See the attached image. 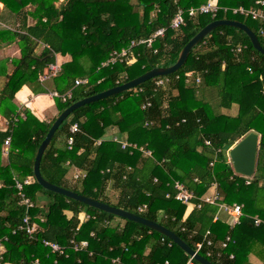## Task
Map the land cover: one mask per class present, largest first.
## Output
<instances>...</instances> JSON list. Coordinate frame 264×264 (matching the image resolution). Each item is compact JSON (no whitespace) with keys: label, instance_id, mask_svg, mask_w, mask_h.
Instances as JSON below:
<instances>
[{"label":"trees","instance_id":"16d2710c","mask_svg":"<svg viewBox=\"0 0 264 264\" xmlns=\"http://www.w3.org/2000/svg\"><path fill=\"white\" fill-rule=\"evenodd\" d=\"M207 1L63 0L56 5L59 0H0V45L18 40L21 47L20 58L11 61V73L9 60L0 62V77L5 80L0 89V116L9 121L8 128L0 130V239L6 250L2 263L32 264L38 259L40 264H186L189 256L161 234L44 190L36 181L23 189L35 204L30 214L39 227L29 237L16 230L25 208L20 205L14 177L34 179L37 150L56 118L72 103L122 85L152 68L174 65L185 45L211 22H243L264 48L259 21L222 10L250 8L257 0H218L221 10L215 17L186 16L179 30L170 29L178 7L187 11ZM109 4L113 9L103 15L102 7ZM29 17L33 25H28ZM160 28L166 29L165 36L156 40L152 49L139 47L133 64L117 62L101 67L113 51ZM41 44L49 48L37 53ZM57 54L69 56L70 61L51 79L50 90L59 95L70 91L71 99L64 103L56 98L58 114L49 122L28 108L19 113L16 93L24 85L35 93L45 92L39 76L55 63ZM167 78L162 87L155 88L152 79L74 111L42 157V176L59 187L160 223L193 249L208 233L212 245L204 242L199 253L213 264H251L250 255L264 264V224L256 226L251 218L264 220V55L254 49L244 32L224 26L204 38L186 64ZM76 79H88V83L75 86ZM140 89L144 93H138ZM147 103L151 106L143 109ZM74 124L80 133L74 135L72 148L67 143L56 147L62 136L67 141ZM109 127H117L137 148L122 149L120 144L105 140ZM252 132L260 141L256 171L247 184L228 163L227 151ZM7 137L12 142L8 161L2 165ZM205 140L212 147L205 146ZM140 148L151 151L152 157ZM70 167L85 171L86 178L69 179ZM175 182L184 183L198 197L216 184L222 202L243 205L240 224L231 227L227 219L214 222L216 206L197 208V200L189 205L176 200ZM39 196L46 201L42 203ZM143 206L146 209L140 212ZM228 237L232 241L223 248ZM43 240L59 243L64 254L52 253ZM71 240L88 241V247L74 251Z\"/></svg>","mask_w":264,"mask_h":264},{"label":"built area","instance_id":"2783aa9c","mask_svg":"<svg viewBox=\"0 0 264 264\" xmlns=\"http://www.w3.org/2000/svg\"><path fill=\"white\" fill-rule=\"evenodd\" d=\"M173 1L175 4H178V2H179V0H173ZM263 7H264V1L263 0H257L255 2L254 7L245 8L243 6H240V7H236V8H230V9L223 8L222 10L224 12H231L233 15L242 16L246 19L250 18L252 20L259 21L262 24V26L260 27V30H259V34L264 36V11L262 9ZM220 10H221V8L219 6H217V4L214 2V0H208V2L206 4L199 6L197 8L192 7L190 9H188L187 11L182 10L180 7H178L176 14L174 15L173 19L171 20L170 29L175 30V31L179 30L183 25H185L186 16L192 18V17H195L196 15H200V14H209L212 17H215ZM165 32H166L165 28H160L156 32H154L152 35H150L149 37H143V38H139V39L130 40L129 43L125 47H123L122 49H120L118 51L117 50L113 51L110 54L108 60H106L105 62H103L101 64V67H103V68L108 67V66H111L117 62L118 63L126 62L127 64H133L134 62H136L137 57L139 56V54H138L139 52H137V49L139 47H142L145 49H152L156 40H158L159 38H163L165 36ZM40 46L42 47V49L49 48L48 45H46V44H41ZM238 51H240V48L238 49ZM60 70H61V67L57 63L49 65L47 67L45 73L41 74L39 76V81L41 83H43L46 80H49V79L55 77L60 72ZM188 76L191 77V75H188ZM167 77L168 76L155 78V81L153 83L154 87L159 88V87L166 85V83H168V81H169V79ZM87 83H88V79H76L75 80V86H81V85H85ZM196 83L200 84V78L196 79ZM138 93H144V90L140 89V90H138ZM51 95L55 98H60L61 101L64 103L67 102L68 100H70L72 97L71 92H68L65 95H59L57 92H53ZM150 106H151V104L147 103V104H143L142 108L146 109ZM15 121H16V119H15ZM77 133H80V128L77 124H74L70 128V136L67 138V141H66L69 149L72 148L73 143H74V135ZM111 141L120 144L122 149H127V148L136 149L137 148L136 145L130 144L126 140L120 139L118 137H112ZM11 142H12L11 137H7L5 139L3 154L8 155L9 149L11 146ZM101 142H102V139L96 141V144L99 145ZM204 144L207 147H212V144L209 140H205ZM140 151L143 152V154L147 157H152V155H153L151 151L145 150L143 148H140ZM229 151H230V149L227 151L228 163L232 164L230 156H229ZM215 152L217 154L220 152V150H215ZM72 168H73V174H72L73 180L78 181V180H83L84 178H86V172L85 171H82L76 167H72ZM237 175L240 177H243L246 180L247 184L250 183L251 177H246V176H242L239 174H237ZM14 181H15V187L18 191V196L20 198V205L25 208V215L22 219L21 224L19 225V227L16 230L25 231L26 234L32 238L39 228L38 224L36 222L32 221V216L30 214V211L35 207V204L31 201L30 198H28L25 195L23 189L25 186L33 184L34 180L32 177H27L23 181H21L18 177H14ZM175 189L177 191V194L175 197L176 200L180 201L181 203H183L185 205L191 204L192 200H197L198 201V204L196 205L197 208H201V206L203 204H210V205L216 206L218 208V210H217V213L214 217V222L220 220L221 214H225L227 216V221H228L229 225L231 227H235V226L240 224L241 218L244 216L243 205L237 204V203L229 205L225 202H222V199L217 192V185L216 184L212 185L210 191L207 194H204L203 196H200V197L196 196L193 192H191L187 188V186L184 183H181V182H175ZM145 209H146V206H143L142 208L139 209V211L143 212ZM82 218L83 217H81V219ZM251 218L254 220V223L256 226H260V225L264 224V220H262L260 217L253 216ZM40 221H44V219L41 218ZM15 231L13 233H15ZM5 240H7V238H5ZM231 241H232L231 238L228 237L224 241V243L222 244V247L226 248L227 245L229 244V242H231ZM204 242H206L207 246L212 245V241L209 239L208 233L204 237ZM204 242L198 243L196 245V249H194V250L197 253H199L200 250H202ZM43 245L50 248L52 253L64 254V252H65V248L57 242H53V241H49V240H43ZM70 246L74 251H81V250H84L88 247V241H81L80 243H77L75 240H71ZM5 252H6V250H5V247L3 245V241L0 239V264H8V263H2L1 262L2 257L5 254ZM231 258H233V255H231ZM115 261H117V260H115ZM32 264H40V262L38 259H36ZM186 264H196L194 257H189Z\"/></svg>","mask_w":264,"mask_h":264},{"label":"water","instance_id":"95a60500","mask_svg":"<svg viewBox=\"0 0 264 264\" xmlns=\"http://www.w3.org/2000/svg\"><path fill=\"white\" fill-rule=\"evenodd\" d=\"M232 27L244 32L248 38L250 39L252 46L256 51L260 54L264 55V48L261 46L259 38L257 34L251 30V28L244 24L243 22L237 20H215L201 29L181 50L179 58L177 62L170 67H155L144 73L143 75L128 81L122 85L116 86L114 88L105 90L93 96L84 98L77 102L72 103L68 108H66L60 115L56 118L51 128L49 129L46 137L41 142L33 165V175L35 181L44 189L50 192L63 195L69 199L81 202L87 206L95 208L101 212H105L116 217L129 220L161 234L162 236L168 238L173 243H175L182 251H184L189 257H194L195 261L199 264H213L201 254L197 253L193 248H191L180 236H178L174 231L170 230L164 225L160 223L153 222L147 218L142 216L130 213L124 209H120L114 206H110L101 201H97L93 198L78 194L77 192L59 187L47 181L41 174L40 165L41 160L50 146L52 139L58 130V128L62 125V123L77 109L91 104L114 95L121 94L123 92L132 90L136 87L143 85L144 83L155 79L157 77H165L172 75L179 71L187 62L191 51L200 43L204 38H206L211 32L220 27ZM259 141L260 137L255 132L248 134L245 138H243L238 144H236L229 151V156L232 162L233 169L235 173L252 177L256 171V162H257V154L259 150Z\"/></svg>","mask_w":264,"mask_h":264},{"label":"crops","instance_id":"0c3cea01","mask_svg":"<svg viewBox=\"0 0 264 264\" xmlns=\"http://www.w3.org/2000/svg\"><path fill=\"white\" fill-rule=\"evenodd\" d=\"M62 1L63 0H59L60 3ZM217 1L218 0H214L215 3ZM2 9H3V4H0V16L2 14ZM262 9L264 11V7ZM223 20H228V19H223ZM0 23H1V20H0ZM27 23L28 25H33L34 21L33 19L29 17ZM6 26L9 27L11 25L6 24ZM42 50H43L42 47L39 46L37 48V53H40ZM20 56H21V47H20V43L18 42V40H15V42L7 44L5 46L0 45V62L6 59L9 60V63L7 64L9 73H11L14 68L11 61L13 59L20 58ZM67 61H70L69 56H61L59 54L56 55L55 63H57L60 67L62 64L66 63ZM49 80H46L43 83L40 82L42 85L41 87L45 90V92L35 93L32 91L30 87H28L27 85H24L16 93L14 103L18 106L19 113H22L24 109L28 108L37 118H39L40 120H46L47 122H49V118L55 117L58 114V109L56 107V98L51 95L54 91H51L49 86L46 85L47 81ZM4 81H5L4 78L0 77V89L3 87ZM234 84L236 85L237 83L234 82ZM8 126H9V121L5 117L0 116V130L5 131L8 128ZM112 137H118L120 139L125 140V137L120 133L117 127H109L106 130L104 139L111 140ZM64 144H66V138L62 136L56 142L55 146L62 147L64 146ZM3 149H4V146H3ZM3 149H2V156H1V164L6 165L8 161V155L3 154ZM72 174H73V168L70 167L68 178L69 179L71 178V180L73 179ZM39 199L42 203L46 201V199L43 196H39ZM220 219L225 220L227 219V216L225 214H221ZM249 261L251 264H262L261 261L258 258H256L254 255H250Z\"/></svg>","mask_w":264,"mask_h":264},{"label":"rangeland","instance_id":"374dc122","mask_svg":"<svg viewBox=\"0 0 264 264\" xmlns=\"http://www.w3.org/2000/svg\"><path fill=\"white\" fill-rule=\"evenodd\" d=\"M59 4H60V2H57V3H56V5H59ZM109 6H110V7H109ZM102 8H103V9H102V10H103V15H107L108 11H109L110 9H113V5H112V6H111L110 4H109V5H105V6L102 7ZM3 27H4V26H3ZM6 27L9 29L11 26H9V27L6 26ZM11 28H12V27H11ZM52 83H53V82H52L51 80H49V81H47V84H46V85L49 86V88H50V87L53 86ZM235 111H236V109L234 108V109L232 110L231 113L234 114ZM71 182H73V184H74V181H71V180H70V183H71ZM69 187H70V186H69ZM70 188H71V187H70ZM108 192L111 193V189H110V188H109Z\"/></svg>","mask_w":264,"mask_h":264}]
</instances>
